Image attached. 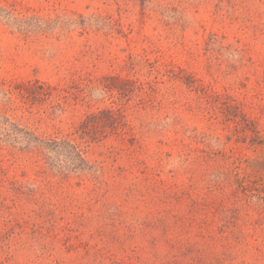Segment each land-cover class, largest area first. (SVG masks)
<instances>
[{
	"label": "rangeland",
	"instance_id": "1",
	"mask_svg": "<svg viewBox=\"0 0 264 264\" xmlns=\"http://www.w3.org/2000/svg\"><path fill=\"white\" fill-rule=\"evenodd\" d=\"M0 8V264H264V0Z\"/></svg>",
	"mask_w": 264,
	"mask_h": 264
},
{
	"label": "trees",
	"instance_id": "2",
	"mask_svg": "<svg viewBox=\"0 0 264 264\" xmlns=\"http://www.w3.org/2000/svg\"><path fill=\"white\" fill-rule=\"evenodd\" d=\"M0 13L4 15V17L14 20V22H17L16 18L14 17V10H3L0 8ZM25 89L35 97L34 92L36 90L43 91V85H33L29 86L26 85ZM106 117V118H104ZM122 121V116L120 114H116L111 110L106 111H100L98 114H91L89 115L79 126V133L80 138L84 139L85 137H92L89 138L91 140H95L96 137L101 136L104 134L102 132L104 129L109 128L110 131H117V127L119 125V122ZM92 136H89L91 135ZM26 136L28 138V141L31 142H54L56 146L65 145L67 148V155L65 156L66 161L61 166V168L64 169H73V170H80V171H91L92 167L88 165L87 161L83 158L81 151L78 149L77 146L72 145L70 143L66 142H73L71 140H65V141H58L57 138H50L47 140H43L32 133H26ZM57 142H63L58 144Z\"/></svg>",
	"mask_w": 264,
	"mask_h": 264
}]
</instances>
